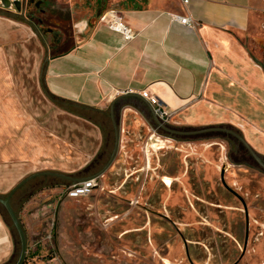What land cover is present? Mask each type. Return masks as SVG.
Masks as SVG:
<instances>
[{
  "label": "crops",
  "instance_id": "0c3cea01",
  "mask_svg": "<svg viewBox=\"0 0 264 264\" xmlns=\"http://www.w3.org/2000/svg\"><path fill=\"white\" fill-rule=\"evenodd\" d=\"M105 7L118 12L134 39L125 41L100 16L83 20L75 24L82 43L45 66L34 28L0 13V196L39 173L91 177L104 131L79 109L103 113L145 103L125 93L147 100L146 92L182 126H235L264 156V65L246 46L251 37L264 39V0H106ZM175 16L190 17L194 27ZM44 179L61 183L30 192ZM64 182L76 183L42 174L14 192L11 204L26 235L44 223L45 200ZM15 251L0 211V264Z\"/></svg>",
  "mask_w": 264,
  "mask_h": 264
},
{
  "label": "rangeland",
  "instance_id": "374dc122",
  "mask_svg": "<svg viewBox=\"0 0 264 264\" xmlns=\"http://www.w3.org/2000/svg\"><path fill=\"white\" fill-rule=\"evenodd\" d=\"M18 1L20 10L0 0V13L34 28L44 44V66L76 45V23H90L107 10L106 0ZM246 46L264 65V39L251 37ZM132 103L113 110L119 145L93 191L70 198L63 188L46 198L49 209L44 223L27 235L24 264H264V169L245 159L249 153L235 136L191 135L202 128L182 126L178 117L163 121L178 131L170 133L145 103ZM79 111L104 131L89 174L95 175L113 152L112 110ZM52 183L61 182L44 179L30 192ZM0 209L14 234L16 251L8 264H15L19 237Z\"/></svg>",
  "mask_w": 264,
  "mask_h": 264
},
{
  "label": "water",
  "instance_id": "95a60500",
  "mask_svg": "<svg viewBox=\"0 0 264 264\" xmlns=\"http://www.w3.org/2000/svg\"><path fill=\"white\" fill-rule=\"evenodd\" d=\"M1 3L4 7L6 8H10L12 5H14L16 7L17 10L21 9V3L18 0L12 1V0H1ZM84 40V37L79 36L77 38V44H81L82 41ZM122 96H134L137 97L139 99H142L146 105L149 107L150 111L152 112V114L154 115V117L156 118V121L158 122V124L166 129L167 131L171 132V133H176L178 131L172 130L170 128H168L162 120H160L154 113L153 107L150 104V102L148 100H145L142 98V96L135 94V93H125ZM116 101V100H115ZM114 101V103H115ZM113 103V104H114ZM111 117H112V121H113V125H114V131H115V143H114V148H113V152L111 154V157L108 161V163L105 165V167L98 172L95 175H92L91 177H85V178H76V177H71V176H65V175H61L58 173H39L36 175H32L28 178H26L25 180H23L19 185H17L8 196L3 197L0 196V206L5 210V212L7 213L11 224L13 225V228L15 230V232L17 233L18 237H19V241H20V254L19 257L16 261L15 264H24L25 259H26V255H27V251H28V241H27V235L25 232V229L18 217V214L16 213V211L14 210L12 204H11V197L14 194V192L21 186L23 185L26 181H28L29 179H31L34 176L37 175H42V174H46V175H54V176H58V177H62L64 179L70 180L72 182H80V181H84L85 179H90V178H94L97 179L100 175H102L106 169L109 167V165L112 163L115 154L117 152L118 149V145H119V128H118V123L115 121L114 119V114H113V108H112V112H111ZM218 131H224V132H228L231 135L235 136L247 149L248 151L254 156V158L262 164V161L260 160V158L257 156V154L254 152V150L250 147V145L246 142V140L244 139L243 136H241L239 133L231 130V129H227L224 127H207L201 130H196V131H190L188 132V134L191 135H197V134H203V133H211V132H218ZM223 180V179H222ZM224 182V180H223Z\"/></svg>",
  "mask_w": 264,
  "mask_h": 264
},
{
  "label": "built area",
  "instance_id": "2783aa9c",
  "mask_svg": "<svg viewBox=\"0 0 264 264\" xmlns=\"http://www.w3.org/2000/svg\"><path fill=\"white\" fill-rule=\"evenodd\" d=\"M174 19L179 20L182 24L188 27H194L193 21L190 17H179L175 16ZM99 21L102 22L107 28L113 30L117 33H120L125 41H131L135 38V33L131 27L126 25L122 19V17L118 14V12L114 9L107 10L104 12ZM143 97H145L153 107L155 115L162 121L168 120L170 118V113L165 110L162 103L148 96L146 92L143 93ZM96 186V179L90 178L81 182L73 183L67 186L64 190L66 195L70 198H78L82 196L89 195Z\"/></svg>",
  "mask_w": 264,
  "mask_h": 264
},
{
  "label": "flooded vegetation",
  "instance_id": "af4514ba",
  "mask_svg": "<svg viewBox=\"0 0 264 264\" xmlns=\"http://www.w3.org/2000/svg\"><path fill=\"white\" fill-rule=\"evenodd\" d=\"M169 128V127H168ZM194 131H196V130H194ZM218 132H222V133H225V134H230V133H228V132H224V131H218ZM171 133V132H170ZM243 145V144H242ZM243 147L246 149V151L249 153V156H247V157H245V159H248V161L250 160V161H253V162H255L257 165H259V166H261L263 169H264V160H261L262 161V164L261 163H259L255 158H254V156L248 151V149L243 145ZM235 158V160L236 161H244V160H241V159H239V157H234Z\"/></svg>",
  "mask_w": 264,
  "mask_h": 264
},
{
  "label": "trees",
  "instance_id": "16d2710c",
  "mask_svg": "<svg viewBox=\"0 0 264 264\" xmlns=\"http://www.w3.org/2000/svg\"><path fill=\"white\" fill-rule=\"evenodd\" d=\"M73 47H74V45L73 46H71L70 48H68V49H65V50H62V51H60L59 53H57V54H53L52 55V57H58V56H62V55H65V54H67L69 51H71L72 49H73ZM53 97V96H52ZM53 99L54 100H56L57 102H60L61 100L60 99H57V98H55V97H53ZM48 187L49 186H51V185H47ZM53 186V185H52ZM39 190V189H38ZM34 192H37V191H34ZM33 192V193H34ZM32 193V194H33ZM0 211H1V209H0ZM9 224V223H8ZM10 225V224H9ZM50 258H53V256L52 255H50Z\"/></svg>",
  "mask_w": 264,
  "mask_h": 264
}]
</instances>
